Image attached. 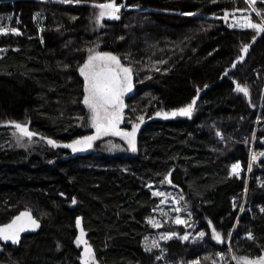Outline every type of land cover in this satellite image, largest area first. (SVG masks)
Returning <instances> with one entry per match:
<instances>
[{
  "label": "trees",
  "instance_id": "1",
  "mask_svg": "<svg viewBox=\"0 0 264 264\" xmlns=\"http://www.w3.org/2000/svg\"><path fill=\"white\" fill-rule=\"evenodd\" d=\"M99 2L0 0V226L24 210L42 222L19 247L0 243V264H80L78 216L95 264H236L234 255H263L264 184L252 181L246 194V180L233 177L231 165L247 167L249 144L241 137L252 134L259 115L264 123V33L234 31L217 18L246 13L259 22L256 12L245 0H117L124 5L121 18H105L98 28L92 4ZM255 6L264 12V2ZM245 45L250 51L241 63ZM88 49L118 55L134 69L126 111L149 121L137 151L111 158L17 147L10 122L60 145L85 134L78 127L87 114L78 67ZM237 83L247 96L235 90ZM198 96L191 118L153 120L157 111ZM259 175L264 178V159L253 168L252 176ZM166 179L183 196L194 232L205 236L173 238L161 250L145 251L154 232L149 220L161 204L147 186ZM213 228L223 243L211 238ZM168 229L186 233L180 225Z\"/></svg>",
  "mask_w": 264,
  "mask_h": 264
},
{
  "label": "snow or ice",
  "instance_id": "2",
  "mask_svg": "<svg viewBox=\"0 0 264 264\" xmlns=\"http://www.w3.org/2000/svg\"><path fill=\"white\" fill-rule=\"evenodd\" d=\"M64 3H81V0H63ZM215 2V0H213ZM245 2L252 7V11L256 12L260 16V21H254L250 16H240L236 17L235 13H232L233 20L229 23L228 12H225L223 17H217L218 19H223L229 28H240V29H252L256 33H264V12H261L255 8L257 0H245ZM264 2V0H262ZM92 7L99 9L95 17V22L103 27V20L105 18L110 20H119L121 8L123 5L118 3L117 0H104V2L94 3ZM237 11H246L239 10ZM183 15L192 16L195 13L186 12L182 13ZM11 31L20 35L19 31L15 28H12ZM5 33V29L0 27V34ZM123 39V37H121ZM43 42V40H41ZM253 42H255V36L253 37ZM250 45H245L242 47V52L247 53ZM2 51V50H0ZM243 57L239 58V61H242ZM238 61V62H239ZM233 68L236 67V63H233ZM157 71L159 69H156ZM79 75L83 78V99L82 103L88 110L87 124L92 129L95 130L92 135H84L78 139L73 140L71 143L60 145L55 140L45 138L41 136V139H46L47 143L52 147H64L69 148L73 153L83 152L88 149H91L94 145V142L100 140L103 137H119L123 140L128 149L132 152L137 151L136 146V136L137 132L140 129V126L145 122L144 115L136 116V122L132 123L131 130H125L120 127L121 123L124 122L125 108L128 107L124 102V97L131 93L134 88L133 77L134 69L131 66H125L121 62V57L115 55L111 52H102L96 51L95 49H88L87 58L84 62L78 67ZM227 75V72L225 73ZM151 79V77H148ZM235 90L237 92L243 93L245 96L249 94L246 86L236 84ZM199 92V89L197 90ZM196 104V98H193L191 103L187 104L184 107L172 110L164 111L159 110L155 113V116L161 117L163 119L176 118V117H188L191 118L194 106ZM82 122L84 121L83 117H79ZM12 126L19 132L17 137V143L22 144V138H27L28 141H31L38 134L31 131L26 124H21L17 122H10ZM217 135H220L217 133ZM111 148L116 149L119 146L111 144ZM258 156H264V152L253 153L251 156V162L247 166L249 172L252 171L253 162L257 160ZM241 165L237 162L231 166L232 173H235L239 176V171ZM171 182V181H169ZM156 196H167L166 193L156 192L153 193ZM63 195V193H61ZM72 203H76V199H72ZM179 203V200L176 201ZM235 207V204H234ZM243 210V209H241ZM175 212L180 213L182 208L176 207ZM264 211V209H261ZM190 215V213H189ZM149 223L154 228H159L162 225L153 219L149 220ZM175 223L178 225L187 224L185 219H182L180 216L175 217ZM211 223V222H209ZM40 225L36 219L32 217L30 211L21 212L18 216L14 217L13 220L5 225L0 226V241L11 242L12 244H17L19 242L20 233L26 231L28 228L36 229ZM76 227L80 229V235L76 238L75 244L79 248L83 245V251L79 256L80 264H95V255L94 251L88 242L84 239L85 233L83 228H81V218L76 219ZM177 235L176 233H167L164 234L161 238L164 240L171 239L173 236ZM230 235V234H229ZM205 232H199V237L203 238ZM188 235L185 234L180 237L182 240H188ZM213 240L223 243L222 235L216 231L215 228L212 229ZM248 239H254L251 232L248 233ZM156 241H151L149 244L146 242L145 251H151L153 247H158ZM233 259L236 261V264H264V255H260L256 258H250L248 256H233ZM194 264H198L194 262Z\"/></svg>",
  "mask_w": 264,
  "mask_h": 264
},
{
  "label": "rangeland",
  "instance_id": "3",
  "mask_svg": "<svg viewBox=\"0 0 264 264\" xmlns=\"http://www.w3.org/2000/svg\"><path fill=\"white\" fill-rule=\"evenodd\" d=\"M125 1V0H124ZM124 8H121V10ZM99 12V9L97 10V13ZM246 14V13H245ZM97 15V14H96ZM259 17V16H258ZM103 23V22H102ZM96 26L98 28H103L100 27L96 22H95ZM85 107V106H84ZM85 109L87 110V108L85 107ZM124 122L121 123V125L123 127H125L126 125L129 127L132 126V123L136 122L135 120H133L129 113L127 111L124 112ZM87 118H88V110H87V114L84 117V121L80 122L78 127L81 130L82 133H85L84 135H88L90 134L94 129H92L90 126H88L87 124ZM126 129H129L127 127H125ZM14 133V141L15 144L17 145V147L21 146V147H26L28 149L30 148H36L37 146H44V145H48L49 147H52L51 145H49L47 143L46 139H41L40 136L32 139L31 141H28L27 138H22V144H18L17 143V137L20 135L19 132L15 129L13 131ZM83 135V136H84ZM82 137V136H81ZM112 137H103L101 138L99 141H97L93 147L91 149H88L85 151V156L87 155H91L92 157H98V156H102V155H106L109 156L111 158H113L114 156H118V155H123V154H131L133 153L131 150L128 149L127 144L122 140L120 141V144L118 145L119 147L116 149L111 148L109 145L114 144L112 143L110 140ZM73 155H78L77 153H73ZM95 168H101V164L99 163H94L93 165ZM147 189L151 192V194L153 195V197L158 198L161 200V204L158 205L157 208H155V212H154V216H153V220L158 221L162 226L159 228H153L154 232L147 236L146 242H148L149 244L151 243V241H156L158 243V247H153L152 250H161V245L163 242H166L167 240L162 239L161 237L164 234L167 233H176L171 229H168V225H178L175 223V217L176 216H180L182 219H185L187 221V224H182L180 226H184L186 233L188 235V239L192 240V241H196L199 238V234H196L194 232L195 227L194 225H190L191 222V218L189 217V212L184 208L183 206V196L181 195V193L176 190L175 188H173L172 184L169 182L168 179H166L163 183H160V185H156L154 183L152 184H148ZM156 192H161V193H166L168 194L167 196H156L153 193ZM179 200V203H176V201ZM176 207H180L182 208V211L180 213H177L174 211V209ZM79 217V216H78ZM151 219V218H150ZM177 235L173 236L171 239L173 238H180L183 235H180L178 233H176ZM184 234V235H185ZM170 240V239H168ZM146 244V243H145ZM167 264V263H164Z\"/></svg>",
  "mask_w": 264,
  "mask_h": 264
},
{
  "label": "built area",
  "instance_id": "4",
  "mask_svg": "<svg viewBox=\"0 0 264 264\" xmlns=\"http://www.w3.org/2000/svg\"><path fill=\"white\" fill-rule=\"evenodd\" d=\"M260 1H262V0H257V2H260ZM255 8H256V6H255ZM235 16L236 17H240V16H242V14H237L236 13ZM243 16H250L252 18V15H243ZM258 19L260 20V16L258 17ZM232 20H233V17L231 16L229 18V23H231ZM230 29L234 30V31H246V30H249V29H240V28H230ZM261 130H264V123L262 122L261 116L259 115L258 118H257L256 125L254 127V130H253L252 134L251 135H243L241 137V141L242 142H246V143L249 144L248 164L251 162V156H252V154L254 152L255 153L264 152V136H260V131ZM218 139H219V142L226 143V139H225V137L223 135H220L218 137ZM263 159H264V156H258L257 157V160L255 162H253V166H252V171L251 172H249L247 170V167L244 166L242 164V162L238 161V163L241 165L240 170H238L239 171V176H237L235 173H232V169H231V173H232L233 177H235L237 179H245L246 180V194H247V191H248L249 186H250L252 181H255L256 184L258 186H260V187L263 186V184H264V178L261 175H259L256 178H254L252 176V172H253L254 166L256 164L260 163ZM235 163H237V162H235ZM245 203H246V195H245L244 203H243V206H242L243 210H244V207H245ZM261 209H264V208H260V211H261ZM261 212L263 213L264 211H261Z\"/></svg>",
  "mask_w": 264,
  "mask_h": 264
},
{
  "label": "water",
  "instance_id": "5",
  "mask_svg": "<svg viewBox=\"0 0 264 264\" xmlns=\"http://www.w3.org/2000/svg\"><path fill=\"white\" fill-rule=\"evenodd\" d=\"M106 19H107V18H106ZM107 20H110V19H107ZM110 21H114V20H110ZM249 51H250V47H249V50H248L247 53H243V60L240 61L241 63L245 61V59H246L247 54L249 53ZM130 96H131V93L127 94V95L124 97V102H125L126 105H127V100L130 98ZM199 100H200V96H198V98H196V104H195V106H194L193 113H194V110H195L196 105H197V103L199 102ZM126 108H127V107H126ZM126 108H125V111H126ZM125 111H124V112H125ZM193 113H192V114H193ZM177 118H183V117L169 118V119H167V120H175V119H177ZM160 119H163V118H161V117H156V118H154L153 120H160ZM163 120H166V119H163ZM148 123H149V121H148V120H145V122L140 126V129H139V131L137 132V136H136V143H137L138 140H139V137H140V134H141L142 130L145 128V126H146ZM120 127H121L122 129H124L121 125H120ZM130 130H131V129H130ZM94 132H95V130H94ZM94 132H93L92 134H94ZM92 134H90V135H92ZM97 141H98V140H97ZM97 141H95L94 144H95ZM70 150H71V149H70ZM77 153H79V154H84L85 151H83V152H77ZM24 211H28V210H24ZM24 211H22V212H24ZM30 212H31V211H30ZM20 213H21V212H20ZM20 213H19V214H20ZM19 214H18V215H19ZM31 214H32V217L38 221V223H39V225H40L39 228H36V229L28 228L26 231L21 232V233H20L19 242H18L17 244H12L10 241H9V242H3V241H0V243H1V244H4V245H7V246H12V247L17 248V247H19V246L21 245V242H22V240H23L24 237H26V236H30V235H36V234H38V233L41 231V229H42V222H41L39 219H37V218L35 217V215L33 214V212H31ZM18 215H16V216H18ZM16 216H15V217H16ZM78 218H81V228H83L84 233H85L84 239H85V240L88 242V244H89L88 233H87V231L85 230V226H84V219H83L82 216H79ZM1 226H2V225H1ZM76 230H77V237H78V236L80 235V229L76 227ZM89 245H90V244H89ZM90 246H91V248L93 249V251H94V253H95V250H94L93 246H92V245H90ZM80 248H81V253H82V251H83V245H81ZM263 255H264V253H263Z\"/></svg>",
  "mask_w": 264,
  "mask_h": 264
},
{
  "label": "flooded vegetation",
  "instance_id": "6",
  "mask_svg": "<svg viewBox=\"0 0 264 264\" xmlns=\"http://www.w3.org/2000/svg\"><path fill=\"white\" fill-rule=\"evenodd\" d=\"M94 132V131H93ZM93 132H91L90 134H92ZM90 134H88V135H90ZM99 141V140H98ZM4 245V244H3ZM7 246V245H6Z\"/></svg>",
  "mask_w": 264,
  "mask_h": 264
}]
</instances>
